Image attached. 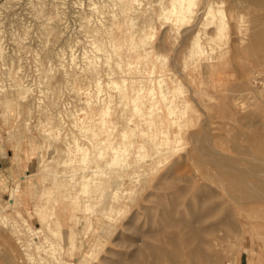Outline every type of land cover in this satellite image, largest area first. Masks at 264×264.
Wrapping results in <instances>:
<instances>
[{
    "label": "rangeland",
    "instance_id": "rangeland-1",
    "mask_svg": "<svg viewBox=\"0 0 264 264\" xmlns=\"http://www.w3.org/2000/svg\"><path fill=\"white\" fill-rule=\"evenodd\" d=\"M206 1L197 0L191 21L179 27L158 17L169 0H131V4L128 0H0V264H131L135 255L152 264L146 245L171 249L160 233L164 228L175 231L164 222L174 203L177 217L192 221L196 211L207 214L218 207L207 220L208 227L220 224L228 209L234 211V227L218 232L229 237L217 247L227 258L223 264H264V187H257L259 193L249 189L256 198L245 199L242 185L228 174L229 170L260 171L264 186V90L254 81L256 73L264 72V0H208L215 9H224L230 30L228 36L213 41L204 32L213 36L216 26L201 31L202 39L210 41L208 52L211 46L214 51L189 60L192 40L205 27ZM144 27L154 32L145 47L139 43ZM95 43L106 52H97ZM145 48L152 50L148 56ZM89 59L98 64L104 87L100 94L88 70ZM154 66L156 78L182 86L178 107L189 103L181 142L157 146L137 130L131 135L134 145L128 164H107L111 153L102 158L93 145L107 138L119 144L122 130L134 123L147 128L127 99L133 95L131 84L146 83L150 75L143 70ZM111 80L120 90L127 89V98L110 85ZM100 98L110 103L107 119L117 123L107 125L109 131H99L104 127ZM162 107L166 109L165 104ZM78 117L98 136L81 131L74 124ZM75 137L88 148L86 171L69 161L68 149L69 145L75 149ZM140 143L145 147L138 149ZM137 152L145 159L136 160ZM81 155L76 152L74 157L79 160ZM93 169L100 170L103 180L88 192L78 193L74 183L71 189L58 185L70 177L80 179L82 173L92 174ZM133 171L137 173L132 176ZM49 187L51 194L43 195ZM72 187L79 203L70 195ZM115 188L120 196H113ZM86 202L92 204L91 211ZM112 205L121 211H109L108 219L105 209ZM37 206L47 213L46 220L40 218ZM243 216L247 223L241 225L236 217ZM90 224L95 229L89 234ZM180 259L192 264L186 255ZM159 260L172 264L163 256Z\"/></svg>",
    "mask_w": 264,
    "mask_h": 264
},
{
    "label": "bare ground",
    "instance_id": "bare-ground-1",
    "mask_svg": "<svg viewBox=\"0 0 264 264\" xmlns=\"http://www.w3.org/2000/svg\"><path fill=\"white\" fill-rule=\"evenodd\" d=\"M10 1V0H9ZM32 1V0H31ZM131 4V0H128ZM133 1V0H132ZM137 1V0H134ZM7 2V1H6ZM128 2V3H129ZM140 2V1H139ZM11 3V2H10ZM205 11L202 14V19L206 20V22L203 23V25L205 27H203L204 29L202 30H198L196 36L193 38L192 40V49L190 51V54L186 57L189 58V60L191 59H201L203 57H205L206 55H210V53H213L214 51V47L211 46V50L212 52H208V47H209V42L213 41L217 38H222V37H226L228 36L229 30H230V24L229 21L227 19V16L224 12V9H220V8H214L213 4L210 1H206L205 2ZM216 3V2H215ZM214 3V4H215ZM7 4V3H5ZM33 4V3H32ZM35 4V3H34ZM41 4H45L44 2H42ZM40 4V6H42ZM53 4V3H52ZM136 4H139L138 2ZM37 5V4H36ZM57 5V4H56ZM35 6V5H34ZM39 6V5H38ZM138 6V5H137ZM198 3L197 0H169L168 4L163 5L161 12L159 14V18L160 19H165L166 21H170L172 22L174 25L176 26H181L189 21H191L192 17H193V12L195 9H197ZM27 7V6H26ZM33 7V6H32ZM31 7V8H32ZM125 7H127V5H125ZM124 7V8H125ZM132 7V6H131ZM131 7H127L128 9L131 10ZM55 8V7H54ZM53 8V9H54ZM40 9V8H38ZM43 9V8H42ZM46 9V8H45ZM57 9V7H56ZM111 9V8H110ZM44 10V9H43ZM41 10V12L43 11ZM50 11V10H49ZM14 14V13H13ZM40 15V13H38ZM47 14V13H46ZM49 15V14H48ZM147 15V14H146ZM36 16V15H35ZM91 16V15H90ZM89 16V17H90ZM101 16V15H100ZM34 17V16H33ZM39 17V16H38ZM48 17V16H47ZM149 17V16H148ZM152 17V16H151ZM5 18V17H4ZM35 18V17H34ZM45 18V17H44ZM49 18V17H48ZM88 18V17H87ZM91 18V17H90ZM41 19V18H40ZM43 19V18H42ZM50 19V18H49ZM89 19V18H88ZM138 19V18H137ZM146 19V18H145ZM201 19V20H202ZM45 20V19H44ZM47 20V19H46ZM86 20V19H85ZM112 20V19H111ZM3 21V20H2ZM41 21V20H40ZM49 21V20H48ZM48 21L46 23H48ZM87 21V20H86ZM99 20H97L98 22ZM144 21V20H143ZM142 21V22H143ZM146 21V20H145ZM144 21V24H145ZM149 21H150V17H149ZM131 22V21H130ZM129 22V23H130ZM259 22V21H257ZM2 23V22H1ZM90 23V21H89ZM133 23V21H132ZM3 24V23H2ZM137 24V23H136ZM143 24V23H142ZM141 24V25H142ZM151 24V23H150ZM138 25V24H137ZM214 25L217 28L215 29V34L213 36H210V32L207 31L206 29L211 28V26ZM241 25V24H240ZM259 25V24H258ZM87 26V24H86ZM110 26V25H109ZM134 26V25H133ZM132 26V27H133ZM136 26V25H135ZM145 26V25H144ZM85 27V26H83ZM88 27V26H87ZM107 27V26H105ZM111 27V26H110ZM258 27V26H257ZM86 28V27H85ZM92 28V27H91ZM94 28V27H93ZM92 28V29H93ZM104 28V27H102ZM41 29V28H40ZM43 29V28H42ZM241 31L244 28H240ZM90 30V29H89ZM97 30V28L95 29ZM206 30V33L204 32V35L207 37H209L208 39L210 40L209 42H206L202 39V36H200L201 31ZM247 30V29H246ZM245 30V31H246ZM88 31V30H87ZM245 31H242L243 33H246ZM260 31V29H259ZM48 32V31H47ZM107 32H109L107 30ZM112 32V30H111ZM142 34L140 36V41L139 43H141V46H146V41L153 36V30L151 27L149 28H143V30H141ZM240 32V31H239ZM263 32V31H262ZM261 33V31H260ZM103 34V33H102ZM202 35V34H201ZM13 37H15L14 35H12ZM96 39H97V35L95 34ZM258 36V35H256ZM2 37V36H0ZM112 37V36H110ZM86 39V38H85ZM95 39V40H96ZM99 39V38H98ZM97 39V40H98ZM2 40V39H0ZM101 38L99 39L98 42H100ZM97 42V41H95ZM97 42V43H98ZM104 42V41H103ZM110 42V41H109ZM111 42L113 43V41L111 40ZM110 42V43H111ZM81 43V42H80ZM111 43V44H112ZM77 44V43H76ZM88 45V43H86ZM96 44V43H95ZM94 44V45H95ZM82 45V44H81ZM101 45V44H100ZM99 44H96V50L97 52L100 50H104V47L102 48V46H100ZM115 45V44H114ZM1 46V44H0ZM83 46V45H82ZM74 47V46H73ZM84 47V46H83ZM111 47V46H110ZM109 47V48H110ZM1 48V47H0ZM72 48V47H71ZM106 48V47H105ZM112 48V47H111ZM2 49V48H1ZM89 49V48H88ZM105 51V50H104ZM92 52V51H91ZM94 52V51H93ZM106 52V51H105ZM152 52V50H149V52L146 50L145 48V53L146 56H148L150 53ZM226 53V51H225ZM224 53V54H225ZM88 54V53H87ZM224 54L222 53V55L224 56ZM221 55V57H222ZM59 56V55H58ZM74 56V55H73ZM72 56V58H73ZM2 57V56H1ZM64 57V56H63ZM87 58H90V56H86ZM104 57V56H103ZM209 57V56H208ZM62 58V57H61ZM70 58V59H72ZM98 58V57H97ZM109 58H111L109 56ZM108 58V59H109ZM186 58V59H188ZM21 59V58H20ZM63 59V58H62ZM73 59H76L73 58ZM99 59V58H98ZM101 59V58H100ZM105 59V58H104ZM159 59V58H158ZM207 59V58H206ZM39 60V59H38ZM90 61H88V70L91 73V75L93 76L94 80V85L96 88V92L97 93H101L104 89L103 87V82L101 81V78L98 76L99 73L97 71V65L94 61V59H89ZM188 60V61H189ZM194 61V60H192ZM87 62V61H86ZM85 62V63H86ZM107 62V61H106ZM196 62V61H194ZM103 63V62H102ZM116 63V62H115ZM185 63H187L185 61ZM73 64V62H72ZM104 64V63H103ZM107 64L109 65V62H107ZM118 64V63H117ZM196 64V63H195ZM12 65V64H11ZM19 65V62H18ZM74 65V64H73ZM110 66V65H109ZM115 66H117L115 64ZM7 67V66H6ZM42 67V66H41ZM101 67V66H100ZM107 67V66H106ZM112 67V66H111ZM20 68V67H19ZM70 68V67H69ZM73 69V68H71ZM78 69V68H77ZM104 69V68H103ZM21 70V69H20ZM79 70V69H78ZM105 70V69H104ZM113 72V68L110 69ZM119 70V69H118ZM46 71V70H45ZM110 71V72H111ZM42 72V71H41ZM74 72V69H73ZM106 72V71H105ZM109 72V71H107ZM143 72H146L147 75H150L149 79H146V83H142L143 80H140L138 86H134L133 84H131V91L133 92V95L131 96V98L127 99V102H131L132 103V108L134 111L136 112H140L141 115L144 117V119L146 120V124H147V128L144 129H140L139 124L134 123L133 126H127L125 129L122 130L121 132V138L122 141H120V143L118 144H114L109 138H107L106 140H99L96 141L95 144L93 145V147L97 150L98 152V156L104 158L108 153H111V155H109L108 160L106 161L107 164L109 163L110 165H127L128 164V157L131 154V147L132 145H134V141H131V135L135 134L136 131L138 130L139 134L141 135H147L150 136L152 141L157 145H165L167 147H172V145H175L177 143L181 142L182 139V129L184 128V117L185 114L187 113V108L189 103L187 101H184L185 106L183 107V109H180L178 107V104L176 103V97H178L177 95L181 92V85H179V82H173L172 85L168 84L167 82L165 83V80L162 78V76L160 78H156L155 76V72H156V68L154 67H150L149 69L145 68L143 70ZM40 73V72H39ZM46 73V72H45ZM66 73V72H65ZM116 73V72H114ZM113 73V75H114ZM52 74V73H51ZM67 74V73H66ZM68 74H70V72H68ZM108 74V73H107ZM111 75V74H110ZM116 75V74H115ZM10 76V75H9ZM52 76V75H51ZM155 76V77H154ZM11 77V76H10ZM73 77V76H72ZM90 79V78H89ZM81 80V79H80ZM88 80V79H87ZM180 81V80H179ZM45 82V81H44ZM48 82V81H47ZM90 82V81H89ZM110 85H115L117 87V82L115 80H111L109 81ZM165 84H164V83ZM82 83L84 84V82L82 81ZM107 83V82H106ZM90 84V83H89ZM2 85V84H1ZM49 85V84H48ZM87 85V84H86ZM119 86V85H118ZM11 87V86H10ZM108 87V83L107 86ZM113 87V86H112ZM115 87V88H116ZM3 88V87H2ZM114 88V87H113ZM114 88V89H115ZM118 88V87H117ZM122 88V94L124 98H127V89L124 87H120ZM119 89V88H118ZM3 90V89H2ZM120 90V89H119ZM120 90V91H121ZM119 91V92H120ZM92 92H94L92 90ZM108 94V93H107ZM120 93H118L119 95ZM8 95V94H7ZM150 95V96H149ZM97 96V95H96ZM99 96V95H98ZM112 97V95H111ZM121 97V98H122ZM180 97V96H179ZM103 98V97H102ZM100 98V101L101 99ZM113 98V97H112ZM123 99V98H122ZM80 100V99H79ZM108 100V98H107ZM121 101V100H120ZM95 102V101H94ZM92 102V103H94ZM122 102V101H121ZM165 104V110L163 109L162 105ZM98 110L100 112V123L104 126L101 129H99L100 132L103 131H109V129L107 128V125L110 127V125H114L117 123L114 121L112 122L111 119L108 120L107 116L110 113V103L109 102H104L101 101V103L98 104ZM125 105V104H124ZM183 106V105H182ZM181 106V107H182ZM69 109V108H68ZM125 110V109H124ZM76 111V110H75ZM127 111V110H125ZM129 111V108H128ZM42 112V111H41ZM71 112V111H70ZM124 113V111H122ZM130 112V111H129ZM126 113V112H125ZM124 113V114H125ZM73 114V113H72ZM116 114V113H115ZM122 114V117L123 115ZM46 115V114H45ZM121 117V118H122ZM128 118V117H127ZM84 119H81L80 117H78L75 121V125L79 126V129L81 131L84 132H91L93 137L98 136L99 132H96V129L91 127L90 125H84ZM126 120V118H125ZM128 120V119H127ZM130 120H132V118H130ZM172 127H176L178 130L176 132L171 131ZM59 129V128H57ZM112 131V128L110 130V132ZM89 134V133H88ZM87 134V135H88ZM108 134L110 135V133L108 132ZM120 135V134H119ZM77 138L75 137V142H77L76 140ZM74 140V138H73ZM138 149L144 148V144L140 143L137 144ZM68 156H69V161L70 163L72 162H78L80 163L82 166H84V170H88L90 169L89 166H85L88 162V160H90V156H89V152H88V148L81 146L78 142L76 143L75 149L72 148V145H69V149H68ZM77 152H81V157L78 159H76L75 153ZM145 157V154L143 153H138L135 154V159H142ZM134 159V160H135ZM145 159V158H144ZM158 159V158H157ZM132 160V159H131ZM136 163V162H135ZM234 165V164H232ZM125 167V166H124ZM123 167V168H124ZM138 167V166H137ZM140 169V168H139ZM136 170V169H135ZM234 170V169H233ZM140 171V170H138ZM231 170H229V176L233 179H235L236 181L239 182V186H241L243 188V191L245 193H247L245 195V199L248 200H254L256 197L254 195H252L253 193H249V189H253L255 191V193H259L261 191L257 190V187L260 185L261 187H264L261 183V181L259 180L258 176H259V172H252L250 174H247L245 172H240L238 170H236V172L232 171L230 173ZM262 173L264 174V169L261 170ZM92 174H84L82 173L80 176V179L77 177H70L69 179H67L66 183H59V186H68L69 189L71 183H74L75 185H77V190L78 193H84V192H88L89 189L91 188V186H98L102 184V180H103V174L100 173V170L98 169H93L91 170ZM132 176L135 175L137 173V171H133L131 172ZM123 175L120 174L118 175L116 178L119 179L120 177H122ZM131 177V174L129 175ZM119 177V178H118ZM129 177V178H130ZM105 181H107V178H104ZM121 179V178H120ZM232 179V180H233ZM234 180V181H235ZM229 182V181H228ZM56 185V184H55ZM57 185V186H58ZM256 187V188H253ZM52 188V187H51ZM51 188H47L45 189V191L43 192V195H48L51 194ZM119 188V187H118ZM115 188L114 189V197L120 196L119 194V189ZM182 188V187H181ZM60 189V188H59ZM68 189V190H69ZM73 190H71V197L75 200L76 203H79V201L77 202V194L78 193H72L73 191H75V188L72 187ZM180 189V188H179ZM183 189V188H182ZM186 189V188H185ZM261 189V188H259ZM216 190V189H215ZM43 191V190H41ZM186 191V190H185ZM259 191V192H257ZM131 192V191H130ZM216 192V191H215ZM177 194V193H175ZM179 194V193H178ZM213 194V193H212ZM216 194V193H215ZM49 196V195H48ZM104 194L102 195L101 199L103 198ZM108 198H111L110 195H107ZM213 196V195H212ZM214 197V196H213ZM212 197V198H213ZM216 197V196H215ZM235 198V197H234ZM239 198V197H237ZM242 198V196H241ZM244 198V196H243ZM243 199V200H245ZM57 200L55 199L54 202H56ZM88 201V200H87ZM236 201V200H235ZM237 202H239L240 204V200H237ZM235 202V203H237ZM172 204V203H171ZM238 204V203H237ZM79 205V204H77ZM222 205V204H221ZM230 207V206H229ZM167 210V207H165ZM164 208V209H165ZM177 205L176 203L172 204V208L169 207V212L167 213L168 215L166 216L164 222H165V226L166 224L170 227V225L175 229V231H169L168 229L164 228L163 225L162 227L164 228L163 231L161 232V229L159 228V230H157L158 233H160V235L163 237V241L166 243L167 246H170V248L168 247H162L160 245H156V244H151V245H146V247L148 248V254L150 255V259L152 264H161L160 262V257L163 256V259H165L166 261L172 263V264H185V261L181 260L180 258L183 257L184 255L190 257L192 264H223L224 260L227 259L226 256L222 255L220 252L217 250V247L220 246V243L222 242L221 240L225 237H227L225 235V237H223V235L219 236L218 232L222 230L223 227H228V226H232L234 224L233 218L234 216V211H232L231 209H228L227 212V216L225 217V219L216 225H211V226H206V222L208 219H210L211 217H213L215 215V212L218 209L215 208L212 211L210 210L209 213L204 214L201 213L200 211L195 213L194 215V221L189 220L188 218H178L176 213H177ZM221 208V207H220ZM86 209L89 211H91L93 209V206L91 203L86 202ZM85 209V210H86ZM225 209V208H224ZM106 210V217L108 219H111V214H109L110 212H120L121 209L120 208H116L114 205L108 207L105 209ZM165 210V211H166ZM167 210V211H168ZM37 211L38 214L40 215V218L42 220H46L47 219V213L43 212V209L37 206ZM166 211V212H167ZM227 211V209H226ZM55 212V211H54ZM123 212V211H122ZM94 213V212H93ZM165 213V212H164ZM245 215V214H244ZM49 216H51L49 214ZM105 217V218H106ZM237 221L239 224H244L247 223V220L244 218V216L242 217V219H239V217H236ZM162 219V216H161ZM249 219V218H248ZM160 223V222H159ZM162 224V223H161ZM160 225V224H159ZM91 226V227H90ZM89 226V231L88 233L90 234L92 231H94L95 227L94 225L90 224ZM93 226V228H92ZM161 227V228H162ZM171 227V229H172ZM234 227V225H233ZM229 233V232H228ZM236 235V234H235ZM153 236L154 239H156L157 237L161 236L157 235ZM234 236V235H233ZM237 236V235H236ZM229 238V237H227ZM158 240V239H156ZM229 240V239H227ZM226 240V241H227ZM159 241V240H158ZM162 241V240H161ZM162 241V245L163 244ZM228 242V241H227ZM72 248H75L74 246H76V239H71L70 241ZM161 243V242H160ZM223 244V243H222ZM97 245V244H96ZM229 246V245H228ZM227 246V247H228ZM185 247V248H184ZM207 247H213L214 251H208V249H206ZM249 248H252V246L250 245ZM216 249V250H215ZM223 249V248H222ZM253 249V248H252ZM95 248L91 249L90 252L88 253V255H92L94 252ZM141 253L143 254V250H141ZM251 251V250H250ZM229 253V252H228ZM230 261V260H229ZM232 261V259H231ZM230 261V262H231ZM227 262V261H226ZM229 263V262H227ZM131 264H145L143 263V260L140 259L139 255L138 256H134L133 260H131ZM238 264V263H237Z\"/></svg>",
    "mask_w": 264,
    "mask_h": 264
},
{
    "label": "built area",
    "instance_id": "built-area-1",
    "mask_svg": "<svg viewBox=\"0 0 264 264\" xmlns=\"http://www.w3.org/2000/svg\"><path fill=\"white\" fill-rule=\"evenodd\" d=\"M254 81L256 83H259L262 85L263 90H264V72L261 73H256L255 77H254Z\"/></svg>",
    "mask_w": 264,
    "mask_h": 264
}]
</instances>
